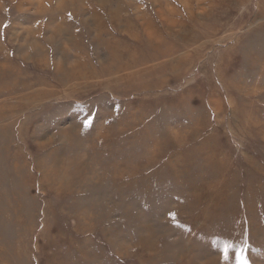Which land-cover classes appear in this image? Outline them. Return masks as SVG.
I'll return each instance as SVG.
<instances>
[{
    "label": "rangeland",
    "instance_id": "rangeland-1",
    "mask_svg": "<svg viewBox=\"0 0 264 264\" xmlns=\"http://www.w3.org/2000/svg\"><path fill=\"white\" fill-rule=\"evenodd\" d=\"M241 255L264 264V0H0V264Z\"/></svg>",
    "mask_w": 264,
    "mask_h": 264
},
{
    "label": "snow or ice",
    "instance_id": "snow-or-ice-1",
    "mask_svg": "<svg viewBox=\"0 0 264 264\" xmlns=\"http://www.w3.org/2000/svg\"><path fill=\"white\" fill-rule=\"evenodd\" d=\"M87 123H90V121H88ZM228 247H230V245H228V244L226 243V244H225V247H224V251H225V253H227V249H228ZM241 252L243 253V249H241ZM224 259H225V260L228 259L227 255H225ZM239 259H240V264H249V260H248V258H247L246 256L241 255Z\"/></svg>",
    "mask_w": 264,
    "mask_h": 264
}]
</instances>
